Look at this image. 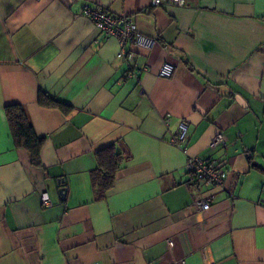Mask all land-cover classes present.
I'll use <instances>...</instances> for the list:
<instances>
[{
    "label": "crops",
    "instance_id": "obj_1",
    "mask_svg": "<svg viewBox=\"0 0 264 264\" xmlns=\"http://www.w3.org/2000/svg\"><path fill=\"white\" fill-rule=\"evenodd\" d=\"M85 5L155 44L122 48ZM39 91L71 110L39 105ZM14 103L44 138L40 166L13 144ZM110 144L124 159L97 200L95 153ZM189 156L221 164L225 187L197 186ZM0 264H264V0H0Z\"/></svg>",
    "mask_w": 264,
    "mask_h": 264
},
{
    "label": "built area",
    "instance_id": "obj_2",
    "mask_svg": "<svg viewBox=\"0 0 264 264\" xmlns=\"http://www.w3.org/2000/svg\"><path fill=\"white\" fill-rule=\"evenodd\" d=\"M150 5L159 7L162 5H173L183 7L185 0H150ZM82 14L89 18L103 34L104 37L114 36L119 40L122 48L126 45L134 46L149 50L155 44V39L141 34L133 22L131 17L124 14H112L100 7H90L85 5ZM128 66L126 77L131 78L136 75L135 56L132 52H126L123 49L117 54ZM145 69V68H143ZM173 73V66L164 62L158 71V75L162 78H170ZM187 139V125L185 122H180L178 129L171 142L178 146L182 145ZM225 138L218 132L212 139L210 145H224ZM186 169L193 176L194 183L197 186L224 188L226 181V170L223 166L212 160H202L195 156H189L186 161ZM40 199L43 207L49 208L52 202L46 193L40 194ZM212 196L208 195L195 202L196 208L206 210L210 207ZM170 245L172 243H169Z\"/></svg>",
    "mask_w": 264,
    "mask_h": 264
},
{
    "label": "trees",
    "instance_id": "obj_3",
    "mask_svg": "<svg viewBox=\"0 0 264 264\" xmlns=\"http://www.w3.org/2000/svg\"><path fill=\"white\" fill-rule=\"evenodd\" d=\"M37 102L42 106L59 108L65 113L71 110L70 105L60 102L42 91L38 92ZM4 113L14 146L27 151L31 164L40 166L44 138L35 132L25 108L18 103L8 104L4 106ZM123 159V153L114 144L96 151V167L91 172L95 199L105 198L113 185L116 172L121 167Z\"/></svg>",
    "mask_w": 264,
    "mask_h": 264
},
{
    "label": "water",
    "instance_id": "obj_4",
    "mask_svg": "<svg viewBox=\"0 0 264 264\" xmlns=\"http://www.w3.org/2000/svg\"><path fill=\"white\" fill-rule=\"evenodd\" d=\"M65 191H66L65 188H60V189L58 190V193H59V195H60V197H61L62 199H64V197H65Z\"/></svg>",
    "mask_w": 264,
    "mask_h": 264
}]
</instances>
